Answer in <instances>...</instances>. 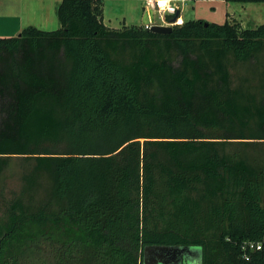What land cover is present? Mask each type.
<instances>
[{
	"label": "trees",
	"instance_id": "obj_1",
	"mask_svg": "<svg viewBox=\"0 0 264 264\" xmlns=\"http://www.w3.org/2000/svg\"><path fill=\"white\" fill-rule=\"evenodd\" d=\"M103 2L0 38V178L26 163L0 264H141L147 246L264 264L240 251L264 245V24L113 29Z\"/></svg>",
	"mask_w": 264,
	"mask_h": 264
},
{
	"label": "crops",
	"instance_id": "obj_2",
	"mask_svg": "<svg viewBox=\"0 0 264 264\" xmlns=\"http://www.w3.org/2000/svg\"><path fill=\"white\" fill-rule=\"evenodd\" d=\"M154 1L156 0H152V2ZM180 1L183 2V0ZM59 3L60 0H0V38L16 36L23 28L28 26L44 31L58 29L56 9ZM147 3L148 0H104L102 21L105 26L113 29H119L123 26H145L150 22L152 26H166L163 21L170 24L169 19H167L168 16H171L170 14L153 10L147 13ZM170 5L177 7L172 3ZM138 6L142 9L140 18H138V13H134L135 8ZM123 7H125V12L122 10ZM178 10L179 18L182 19L181 9ZM126 12L129 14H126ZM161 15H163V21ZM153 17L158 19V23L153 21ZM137 18H142L143 23L138 25L129 24L135 22Z\"/></svg>",
	"mask_w": 264,
	"mask_h": 264
},
{
	"label": "rangeland",
	"instance_id": "obj_3",
	"mask_svg": "<svg viewBox=\"0 0 264 264\" xmlns=\"http://www.w3.org/2000/svg\"><path fill=\"white\" fill-rule=\"evenodd\" d=\"M171 3L175 4L178 9H181L180 14L184 22L201 20L209 24H223L226 21H235L244 29H253L256 26L264 24V3H240L215 0H183V2L178 0L172 1ZM122 10L125 12V7H123ZM134 13H138V18H140L142 9L138 6L135 8ZM126 14L129 13L126 12ZM138 18L135 22L129 24H142V18ZM153 21L158 23V19L155 17H153ZM117 25L119 24L117 23ZM24 164H26L24 161L12 158L8 168L0 178V187L4 188L3 197H0V213L2 204H4L3 199L10 200L13 196V192L17 193L21 186L20 176ZM199 260L200 257H195L194 261L199 262Z\"/></svg>",
	"mask_w": 264,
	"mask_h": 264
},
{
	"label": "water",
	"instance_id": "obj_4",
	"mask_svg": "<svg viewBox=\"0 0 264 264\" xmlns=\"http://www.w3.org/2000/svg\"><path fill=\"white\" fill-rule=\"evenodd\" d=\"M150 30L156 34L167 35L171 33L172 28L154 25ZM185 257L188 260L199 258L200 250L176 246H147L143 249L141 264H184Z\"/></svg>",
	"mask_w": 264,
	"mask_h": 264
},
{
	"label": "built area",
	"instance_id": "obj_5",
	"mask_svg": "<svg viewBox=\"0 0 264 264\" xmlns=\"http://www.w3.org/2000/svg\"><path fill=\"white\" fill-rule=\"evenodd\" d=\"M171 8H175V14L179 13V10L177 9V7L170 5L168 6V10H166L165 12L171 14ZM151 10L155 11V12H160L158 5L156 4V1L152 2L151 4H149V2L147 3V8H146V12L149 13ZM174 14V15H175ZM173 15V14H171ZM145 29H150L152 27V23L150 22L148 25L143 26ZM256 244H261L263 245V243L261 242H254V241H245L241 244L240 246V251L242 254V258L246 255L249 258H251V255L255 252H258L255 248ZM261 251V250H260ZM246 261V260H245ZM248 261V260H247Z\"/></svg>",
	"mask_w": 264,
	"mask_h": 264
},
{
	"label": "clouds",
	"instance_id": "obj_6",
	"mask_svg": "<svg viewBox=\"0 0 264 264\" xmlns=\"http://www.w3.org/2000/svg\"><path fill=\"white\" fill-rule=\"evenodd\" d=\"M149 4L152 3V0H148ZM171 3V0H156V4L159 7V10L161 13H164L166 10H168V6ZM171 14H175V8H171ZM161 20L163 21V15H161ZM165 23L166 26L171 27L173 24L174 25H182L183 24V20L181 18H177L175 21L172 22V24H169L167 21H163ZM255 248L257 251H260L262 249H264V245L261 244H256ZM244 260H249L250 258L248 256H244L243 257ZM185 264H198L197 261L194 260H188L187 257H185Z\"/></svg>",
	"mask_w": 264,
	"mask_h": 264
},
{
	"label": "bare ground",
	"instance_id": "obj_7",
	"mask_svg": "<svg viewBox=\"0 0 264 264\" xmlns=\"http://www.w3.org/2000/svg\"><path fill=\"white\" fill-rule=\"evenodd\" d=\"M170 24H172V23H170Z\"/></svg>",
	"mask_w": 264,
	"mask_h": 264
}]
</instances>
